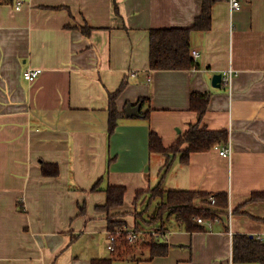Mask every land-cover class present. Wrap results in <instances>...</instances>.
<instances>
[{"label":"crops","instance_id":"obj_1","mask_svg":"<svg viewBox=\"0 0 264 264\" xmlns=\"http://www.w3.org/2000/svg\"><path fill=\"white\" fill-rule=\"evenodd\" d=\"M21 1L17 10L15 0H0V264L113 258L107 213L98 210L111 186L127 189L112 214L131 230L140 191L229 197L219 221L200 230L171 218L162 239L168 255L114 264H226L235 235L264 240V202L250 201L264 192V0H241L234 12L218 1L211 29L192 33L197 67L155 71L150 31L192 27L202 0ZM36 69L40 76L27 81ZM229 70L232 85L214 87V76ZM122 85L123 116L111 133L110 97ZM193 93L211 95L201 119ZM140 99L142 116L127 117ZM195 124L227 139L188 160L184 145L164 170L168 156L151 151V132L171 148ZM226 148L229 157L220 155Z\"/></svg>","mask_w":264,"mask_h":264},{"label":"trees","instance_id":"obj_2","mask_svg":"<svg viewBox=\"0 0 264 264\" xmlns=\"http://www.w3.org/2000/svg\"><path fill=\"white\" fill-rule=\"evenodd\" d=\"M220 0H202V10L195 24L190 28L152 29L150 31V68L151 70H190L197 67L193 56L191 37L192 33L208 32L212 27V10ZM124 85L110 97V132H114L118 119L123 113L118 111L116 98L123 90ZM211 99L209 93H193L191 107L198 112L200 119L208 109ZM140 99L138 104H143ZM148 117V114H146ZM227 139V132L209 131L200 127V124L191 125L190 129L180 137L179 141L171 148H166L161 137L155 133L150 134V149L152 152L162 153L168 156V160L174 154L180 152V148L187 145L183 153V159L188 160L194 152H205ZM171 164L167 162L164 170ZM52 174H58V167ZM52 169V168H50ZM50 169L44 168V174L49 175ZM97 189V187H95ZM107 201L98 210L107 213L109 232L117 235L115 250L111 259H95L92 264H114L119 260H140V253H149L148 260L164 257L169 254L170 245L162 241L166 236L167 222L171 218L179 220L187 230L202 229L198 225V219L214 221L228 210L229 197L226 193L210 194L193 191H166L161 186L148 191L137 193L134 205L135 224L132 229L142 233L134 243L128 241L131 231L127 221L119 219L112 214V210L124 206L127 192L124 186H111L106 190ZM216 198V204L211 205L210 197ZM251 202H264V192H255ZM156 202V208L150 213V206ZM148 203L144 209L140 205ZM121 230V231H120ZM154 233H159L157 238ZM233 258L236 264L258 263L264 264V240L251 235L237 234L233 239Z\"/></svg>","mask_w":264,"mask_h":264},{"label":"built area","instance_id":"obj_3","mask_svg":"<svg viewBox=\"0 0 264 264\" xmlns=\"http://www.w3.org/2000/svg\"><path fill=\"white\" fill-rule=\"evenodd\" d=\"M16 1V9L20 10L23 6V2L21 0H15ZM230 3V7L232 12L240 10L242 8V2L241 0H227ZM193 56L195 59H197L200 56V53L197 51H193ZM42 73L41 69H36V70H29L25 73V79L29 82L34 81L35 79H37L40 74ZM235 72L233 70H229L225 75H223V80L222 83L223 84H227V85H232V80L234 78ZM232 153V149L231 148H226V149H222L220 151V155L224 156V157H229ZM210 203L211 205H215L216 204V198L214 196L210 197ZM217 221H219L218 219H216ZM211 221H206L204 219H198V223L199 224H207ZM121 231V230H120ZM142 234V233H138L135 232L133 230L130 231L129 235H128V241L130 243H134L137 239L138 236ZM232 234V233H231ZM154 235L157 238H160V234L158 233H154ZM117 241V235L110 233L109 236V240H108V248L111 251L115 250V242ZM226 264H234V259L233 257L226 263Z\"/></svg>","mask_w":264,"mask_h":264},{"label":"water","instance_id":"obj_4","mask_svg":"<svg viewBox=\"0 0 264 264\" xmlns=\"http://www.w3.org/2000/svg\"><path fill=\"white\" fill-rule=\"evenodd\" d=\"M223 74H217L213 78L214 87L221 88L222 87ZM142 106L143 104L137 105H128L125 109V114L129 118L133 117H141L142 116ZM199 225V224H198Z\"/></svg>","mask_w":264,"mask_h":264},{"label":"rangeland","instance_id":"obj_5","mask_svg":"<svg viewBox=\"0 0 264 264\" xmlns=\"http://www.w3.org/2000/svg\"><path fill=\"white\" fill-rule=\"evenodd\" d=\"M147 206H148V203L144 204V206L141 208V210L144 209V208H146ZM155 208H156V202H154L153 204H151V206H150V213L153 212L155 210ZM172 219H175V218L173 217ZM108 250H109V248H108ZM109 252H112V251L109 250ZM142 255H148V252L146 251L144 254H141L140 253V256H142Z\"/></svg>","mask_w":264,"mask_h":264}]
</instances>
